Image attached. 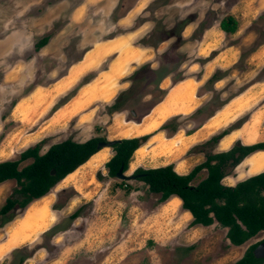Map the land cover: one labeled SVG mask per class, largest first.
<instances>
[{"label": "rangeland", "instance_id": "374dc122", "mask_svg": "<svg viewBox=\"0 0 264 264\" xmlns=\"http://www.w3.org/2000/svg\"><path fill=\"white\" fill-rule=\"evenodd\" d=\"M228 16L238 22L234 34H225L220 28ZM45 37L48 44L37 51L36 43ZM109 41L115 45L106 54L91 53L96 45ZM125 43L145 49L149 61L126 65L122 76L115 77L120 87L109 102L92 99L68 121L55 122L52 110L67 104L83 81L90 82L110 70L120 54L116 48ZM88 54L93 56L85 62V69L67 81L68 71ZM147 64L159 71L150 84L162 78L160 87L167 91L189 79L198 84V108L209 104L196 117L188 118L194 111L182 115V135L199 129L208 121L207 115L234 102L224 120H230L229 124L216 134L237 130L239 134H234L240 139L236 143L264 142V0H0V162L19 159L23 151L41 141H45L42 153L68 139L85 142L101 137L110 141L114 120L121 123L116 131L141 123L162 96L160 91L150 94L153 87L142 90L141 81L131 87L134 73ZM216 72L221 80L207 83ZM102 80L103 84L107 81ZM129 89V104L123 111L109 114V107ZM237 104L241 110H235ZM167 135H163L164 142ZM170 144L160 148L155 159L166 163L175 158L179 144ZM103 155H107L103 161L111 156L102 153L96 159ZM256 158L264 161V153ZM242 165L232 178L242 169L248 170ZM98 172L104 176L100 181ZM107 173L106 168L84 171L73 185L66 186L69 180L59 182L45 198L0 227V241L11 242V250L0 264H229L264 239L262 231L244 245L231 247L227 229L218 224L198 226L200 232H196L192 223L184 222L181 227L172 221V230L184 239L176 244L158 243L146 232H136L144 215L142 206L133 208L132 203L137 197H149L148 187L137 180L107 178ZM16 186L14 180L0 184V208ZM80 207L79 217L71 219ZM86 234L92 242L103 243L102 251L100 247L90 249ZM126 239L138 251H113L116 242ZM192 244L195 249L183 253L182 248ZM24 256L30 257L21 262Z\"/></svg>", "mask_w": 264, "mask_h": 264}, {"label": "trees", "instance_id": "16d2710c", "mask_svg": "<svg viewBox=\"0 0 264 264\" xmlns=\"http://www.w3.org/2000/svg\"><path fill=\"white\" fill-rule=\"evenodd\" d=\"M220 28L225 34H234L238 30V22L234 17L228 16L221 21ZM48 42V37L40 39L36 43L37 51L45 47ZM157 73L159 71L153 70L151 65L147 64L135 72L132 77L131 87L141 81L144 82L142 90H149L153 87L150 94L156 91H160L162 94L154 102L151 110L163 102L167 95V91L160 87L162 78L153 84L148 82ZM220 80V74L216 72L207 83L214 84ZM86 83L88 81H83V84ZM131 91L132 89H129L117 97L108 109L109 114L121 112L125 109L131 100ZM75 95L76 93L71 94L70 99ZM208 107L209 104L197 109L188 118L202 114ZM58 109L59 107L54 108L52 112L55 113ZM214 115L215 112L210 113L207 115V119ZM182 118V115L169 118L152 134L117 140L112 146L114 155L105 164V168L108 170L105 177L116 178L121 168L126 172L135 151L147 143L157 132H165L168 134V138L174 136L181 128L182 124L179 120ZM231 131L229 129L224 130L204 143L194 146L189 153L197 149L198 153L204 154L206 159L186 175L178 174L174 166L170 164L154 169L139 168L132 176L135 177V180L143 182L150 193L160 195L159 203L167 201L172 196L179 197L183 209L189 211L193 216L192 226L202 225L207 227L218 224L228 230L227 238L231 244L239 247L264 231V172L251 176L235 186H226L222 181L230 176L249 155L257 151H264V142L252 145L237 142L228 151L214 152L213 146L217 145ZM101 142H108V140L101 137H94L85 142H75L68 139L51 145L46 152L42 153L45 141H41L23 151L19 159L0 162V184L10 180H14L17 184L0 208V227L12 222L32 202L49 194L60 181L84 165L93 155L99 152L98 145ZM208 148H211V151H208ZM30 159L33 160L32 163L21 166ZM203 170L208 173L206 179L196 186L192 185V181ZM52 171H55L54 175H52ZM102 177H104L102 173L98 172L97 179L100 181ZM82 210L83 207H80L70 218L76 219ZM257 245L249 248L244 256L233 264H264V259H256L252 253ZM195 247L196 245L190 246L185 249V252H190ZM28 257L30 256H24L20 261L23 262Z\"/></svg>", "mask_w": 264, "mask_h": 264}, {"label": "crops", "instance_id": "0c3cea01", "mask_svg": "<svg viewBox=\"0 0 264 264\" xmlns=\"http://www.w3.org/2000/svg\"><path fill=\"white\" fill-rule=\"evenodd\" d=\"M114 45L115 44L112 41H109L106 43L101 42L100 44L96 45V47L91 51V53L94 55L101 56L102 54H106L109 50H111L110 48L114 47ZM123 46L124 47L120 48V49L116 48V51L120 52V54L118 53V55L116 56L115 64L111 67L110 70L98 75L95 79H93L92 81H90L86 84H83V85L81 84L82 86L79 89V92L76 93V95L67 104H65L64 106H62L61 108H59L55 112V115L53 117V120L55 122L59 121V124H61V123L65 122L67 119L75 116L78 113V111L80 109L84 108L92 99H97V100L100 99V100H105V101L109 102L114 97V94L116 93V91L120 87V86L117 87L116 81H119V80H117L118 78L116 79L115 77L116 76L117 77L122 76V71H124V69L126 68V65H130V64L131 65H141V64L149 61L150 58H149L148 52L145 49H141V48L136 47V46L133 47L131 45L129 46V43H125V44H123ZM91 56H93V55L88 54L86 56L85 60L81 64H79V65L75 66V68H72L71 70H69L66 80L71 81V79L73 77H77L78 73L85 69V67L87 66V64H85V62L87 63V61L89 60V57H91ZM102 79H104L105 81L107 80L106 82H104L105 84H103ZM66 80H64V81H66ZM197 86H198L197 83H195L189 79H186L184 81H181V82L175 84L174 86L169 87L167 89V95H166L165 99L163 100V102H161L159 105L155 106L153 108V110L145 117V119H143V121L141 123L135 125L134 127L130 128V129H127L125 131H116V128L121 126V123H120V120H114L113 124L111 126L113 135L111 136L110 141L135 138V137L148 135L152 131L154 132L156 129L160 128L167 121V119L170 117L179 116V115H188V114L192 113L193 111L195 112L201 103L200 98L196 97L197 96L196 95ZM183 91H184V93H183ZM229 105H230L229 103L224 105L221 109H219L215 113V115L213 117H211L213 120L211 118L208 119V121H206L199 129H197L196 131H194L191 134L186 133V135H182L179 132L180 131V129H179L178 133H176L173 137H171V138L166 137V141L164 142V140H163L164 136L163 135L165 132L164 133L162 131L157 132L147 141V143H145L137 151H135L134 155L132 156V158L129 162V168L125 172V174L127 173L128 175L132 176L133 173L139 168L154 169V168H158V167L167 166L170 164H172L174 166L175 171L180 175H186V174L190 173L194 167L203 163L206 158L204 157V155L202 153L190 154L189 149L193 148L194 146H197L199 144L204 143L205 141L210 139L212 136L216 135V133L219 132L222 128L226 127V125L229 124L230 120H227V121L223 120L224 115H226V112L228 111ZM162 107H166V111L169 110L170 113L167 116L159 119V121H158L159 125L157 124L156 128H154L155 130L153 129L150 131L142 132L143 127L147 124V121L149 119H151L152 117L160 115V114L159 115L154 114V112L160 110ZM66 108H67V113H68L69 117L65 113ZM61 112H63V113H61ZM221 116H222V118H220ZM209 120H210V122H209ZM215 120L219 121L221 123V124H219V126H217L218 129L216 128L213 130H208L209 127L214 123ZM211 121H212V123H211ZM206 124H207V126L204 127ZM148 128H150V127L147 126V128H145V129H148ZM139 129H141V131L138 133H135ZM211 131H212V133H211ZM127 132H130L131 135H125V133H127ZM234 133L239 134V131L235 130L232 133L225 136L218 143L216 152L228 151L229 149H231L234 146V144L236 143V140L240 139L238 137V134H234ZM232 134L237 135L233 144L228 148H222L221 145H222V142L224 141V139L232 136ZM198 135H199V137H198ZM202 136H203V138H202ZM152 140H153V142H152ZM172 142H178L179 143V145L177 147V151H178L177 156L175 158H172V160L170 162H166V163H163L162 159H155L156 152L158 154V152L161 151L160 144L161 145L167 144L166 146H169L170 143H172ZM189 142H191V144ZM182 143H184V144H182ZM242 144H244V143H242ZM252 144H255V142L249 143V144L247 143L244 145H252ZM187 146H188V148H187ZM182 147H183V150H181ZM141 149H142V155H138L137 153ZM259 152L264 153V151H257L255 153L249 155L242 163H244L248 159H251V157H254V155H259L258 154ZM102 153H110L111 156L109 159H107V160H105L102 163H99L97 165V163L93 162L92 160L96 159V157H98V155H102ZM180 153H182V154H180ZM113 155H114V152H113L112 148H104L102 150H99V152H97L95 155H93L84 165H82L76 171L69 174L65 179L60 181V184L61 183L63 184L66 180H69L68 182H66V186L67 185H73L72 184L73 181H75L77 178L80 179L81 178L80 174L81 173L83 174L84 171L94 170L95 172H97V171H99V169L105 168V164L110 161V159L113 157ZM242 163L235 169V171L230 176H227L226 178L223 179L222 183L224 185L235 186L237 183L244 181L251 176H254V175L261 173V172H259L257 174H252L249 172V170L243 169L241 174H238L236 179H234L235 178L234 173H236L237 171H239V169H241L240 167H241ZM263 172H264V170H263ZM200 176L202 177L201 179H199ZM207 176H208L207 171L203 170L192 181V185H194V186L198 185L201 181L206 179ZM232 177H234V178H232ZM195 181H198V182L196 183ZM46 196H44L43 198H45ZM159 198H160V195L151 193L149 197H145V198L137 197L135 199V200H137V202L132 203L133 208H139L138 206H142L143 215H144L142 221L140 222V220H139V223H138L139 225L136 228V232L138 234H140L141 232L142 233L146 232L149 237H152L150 239H153L154 241H156L158 243L165 242V244L166 243L176 244L178 240H183L184 238H183V236H179L180 233L178 231L172 230L170 222L177 221V222H179L178 224L181 225V227L182 226L184 227V222L189 223V224L192 223L193 216L191 215V213L189 211L183 209L182 201L179 197L172 196L170 199H168L167 201H165L163 203H158ZM175 200H177L178 203H174ZM36 201H34V202H36ZM34 202H32V203H34ZM30 205L27 208H29ZM161 224H163V225H161ZM159 225H160V227H159ZM198 226H201V225H195L193 227V229L195 228L196 232H200V229L198 228ZM85 238H86L85 243H88L90 241L89 247L91 250H94L95 248L100 247L99 251H102L101 247L103 246V243H101V241H97V239H94V241L92 242L91 236L90 235L87 236V234L85 235ZM156 239H159V241ZM226 239H227V243L229 246L237 247V246H233L231 244V242L227 238V234H226ZM98 242H99V244H98ZM115 244L116 245L113 247V251H115V252L132 253V252L138 251V249H136L133 244H129V242H127V239H126V241L123 240V242L122 241L119 243L116 242ZM196 244H192L190 246H193ZM10 246H11V242L9 239H7L5 241H0V260L11 250ZM190 246L183 247L182 248L183 253L185 252V249L190 247ZM185 254H186V252H185ZM237 261H235V262H237ZM235 262L233 261L229 264H233Z\"/></svg>", "mask_w": 264, "mask_h": 264}, {"label": "bare ground", "instance_id": "6f19581e", "mask_svg": "<svg viewBox=\"0 0 264 264\" xmlns=\"http://www.w3.org/2000/svg\"><path fill=\"white\" fill-rule=\"evenodd\" d=\"M188 92V91H187ZM183 93H184V91H183ZM179 97V96H178ZM186 99V98H185ZM44 100V99H43ZM46 102V101H45ZM44 102V103H45ZM240 102V101H239ZM234 103V102H233ZM233 103H231V105H230V107H232V104ZM247 103V102H246ZM242 104V103H241ZM43 105V104H42ZM41 105V106H42ZM239 104H237L236 105V108H235V110H238V109H240L241 108V106L239 105ZM235 106V105H234ZM18 107V106H17ZM73 107V106H72ZM242 109V108H241ZM240 109V110H241ZM229 110V109H228ZM155 111V110H154ZM76 112V111H75ZM61 113H63V112H61ZM65 113H66V115H68V113H67V108H66V110H65ZM170 113V111L168 110V111H166V107H162L160 110H158V111H156V112H154V114H160L159 116H155V117H152L151 119H149L148 121H147V124L143 127V130H142V132H145V131H150V130H153L154 128H156V126H157V124L159 123L158 121H159V119H161L162 117H165V116H167L168 114ZM228 113L226 112V115H224V118H223V120H225L228 116ZM68 117H69V115H68ZM218 117V116H217ZM61 118V117H60ZM64 118V117H63ZM220 118H222V116L220 117ZM145 119V118H144ZM165 119V118H164ZM212 119V118H211ZM216 119V118H215ZM61 120V119H60ZM213 120V119H212ZM68 121V120H67ZM227 121V120H226ZM59 122V121H58ZM209 122H210V120H209ZM64 123V122H63ZM211 123H212V121H211ZM116 124V123H115ZM210 124V123H209ZM219 124H221L219 121H214V123L209 127V129L208 130H213V129H216L217 128V126H219ZM224 124V123H223ZM159 125V124H158ZM119 126V125H118ZM147 126H149L150 128H148V129H145V128H147ZM207 126V124L204 126V127H206ZM119 127H121V126H119ZM159 127V126H158ZM203 127V128H204ZM159 129V128H158ZM158 129H154L155 131H157ZM206 129V128H205ZM204 129V130H205ZM218 129V128H217ZM202 130V129H201ZM141 131V129H139L137 132H135V133H138V132H140ZM154 131V132H155ZM215 131V130H214ZM153 131L150 133V134H152V133H154ZM202 132V131H201ZM210 132V131H209ZM211 133H212V131H211ZM146 134V133H145ZM209 134V133H208ZM125 135H131V133L130 132H127V133H125ZM195 136V135H194ZM201 136V135H200ZM205 136V135H204ZM198 137H199V135H198ZM236 135H233L232 134V136H230V137H228V138H226V139H224V141L222 142V148H228V147H230L232 144H233V142L235 141V139H236ZM202 138H203V136H202ZM255 139H251V141H254ZM199 141V140H198ZM152 142H153V140H152ZM158 142V141H157ZM160 143V142H159ZM173 143V142H172ZM190 144H191V142H189ZM249 143H251V142H249ZM179 144V143H178ZM182 144H184V143H182ZM159 145V144H158ZM157 145V146H158ZM163 145V144H162ZM161 144H160V148L162 149V148H165L166 147V145L164 144L163 146H162ZM170 145H172V144H170ZM189 146V145H188ZM188 146H187V148H188ZM173 147V146H172ZM169 148V147H168ZM186 148V149H187ZM171 150V149H170ZM181 150H183V147H182V149ZM166 152V151H165ZM176 153V152H175ZM263 153V152H262ZM138 155H142V149L141 150H139L138 151V153H137ZM178 154V153H177ZM180 154H182V153H180ZM259 155H260V152L258 153ZM174 155V154H173ZM259 155H254V157H251V159H248V160H246L244 163H243V165L242 166H244V167H248V170H249V172L250 173H252V174H257V173H259V172H263L262 170L264 169V161H257V156H259ZM181 156V155H180ZM107 158V155H103L102 157H99L98 159H95V160H92L93 162H96L97 163V165L99 164V163H101L104 159H106ZM139 158V157H138ZM89 163V162H88ZM247 169V168H246ZM243 170V169H242ZM241 171V170H240ZM47 198H49V197H47ZM49 200V199H48ZM45 201V200H44ZM39 203H41V202H39ZM42 205V204H41ZM45 205V204H44ZM49 205V204H48ZM48 209V208H47ZM38 210V209H37ZM47 211V210H46ZM39 212V211H38ZM41 212V211H40ZM42 212H43V210H42ZM35 213H36V210H35ZM34 215V214H33ZM37 215V214H36ZM31 216H32V212H31ZM39 217V216H38ZM32 218H33V216H32ZM32 218H30V219H32ZM40 218V217H39ZM28 222V221H27Z\"/></svg>", "mask_w": 264, "mask_h": 264}, {"label": "water", "instance_id": "95a60500", "mask_svg": "<svg viewBox=\"0 0 264 264\" xmlns=\"http://www.w3.org/2000/svg\"><path fill=\"white\" fill-rule=\"evenodd\" d=\"M117 142L115 141H108V142H101L98 145V150H102L104 148H112V146ZM55 174V171H52V175ZM116 178L122 181H129V180H135V177L133 176H126L123 168H121L117 175ZM253 255L256 259H264V242H261L254 250H253Z\"/></svg>", "mask_w": 264, "mask_h": 264}, {"label": "flooded vegetation", "instance_id": "af4514ba", "mask_svg": "<svg viewBox=\"0 0 264 264\" xmlns=\"http://www.w3.org/2000/svg\"><path fill=\"white\" fill-rule=\"evenodd\" d=\"M261 242H264V239H263ZM261 242H260V243H261ZM260 243H259V244H260ZM259 244H258V245H259ZM258 245H257V246H258ZM257 246H256V247H257ZM256 247H255V248H256ZM255 248H254V249H255ZM252 253H253V251H252Z\"/></svg>", "mask_w": 264, "mask_h": 264}]
</instances>
